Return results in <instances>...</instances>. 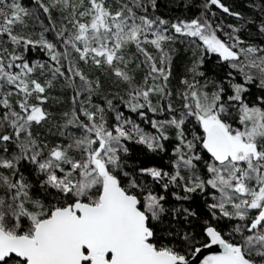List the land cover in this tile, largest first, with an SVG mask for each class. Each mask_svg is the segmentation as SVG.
Returning a JSON list of instances; mask_svg holds the SVG:
<instances>
[{
  "label": "snow or ice",
  "instance_id": "snow-or-ice-1",
  "mask_svg": "<svg viewBox=\"0 0 264 264\" xmlns=\"http://www.w3.org/2000/svg\"><path fill=\"white\" fill-rule=\"evenodd\" d=\"M166 7L0 0V264H264V0Z\"/></svg>",
  "mask_w": 264,
  "mask_h": 264
},
{
  "label": "trees",
  "instance_id": "trees-1",
  "mask_svg": "<svg viewBox=\"0 0 264 264\" xmlns=\"http://www.w3.org/2000/svg\"><path fill=\"white\" fill-rule=\"evenodd\" d=\"M25 3H28L29 0H24ZM160 4H161V11L162 12H167L168 11V8L166 7V5L168 4V0H159ZM238 5L239 6H242L243 5V0H238ZM173 7V10H175V6H172ZM193 11H195V9H193ZM178 14V13H177ZM227 22H231V18L228 19ZM177 72L179 71V66H177ZM134 149H138L140 146H133ZM134 155H137L139 156L140 153L138 151H134ZM155 160L157 162H160V158L159 157H156Z\"/></svg>",
  "mask_w": 264,
  "mask_h": 264
}]
</instances>
